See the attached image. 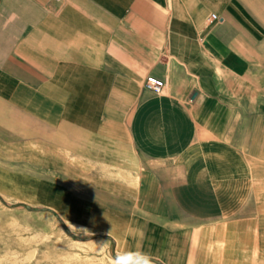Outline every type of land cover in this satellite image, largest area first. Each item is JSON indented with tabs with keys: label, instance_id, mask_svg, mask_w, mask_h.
<instances>
[{
	"label": "crops",
	"instance_id": "crops-1",
	"mask_svg": "<svg viewBox=\"0 0 264 264\" xmlns=\"http://www.w3.org/2000/svg\"><path fill=\"white\" fill-rule=\"evenodd\" d=\"M15 177L117 253L264 264V0H0Z\"/></svg>",
	"mask_w": 264,
	"mask_h": 264
},
{
	"label": "rangeland",
	"instance_id": "rangeland-1",
	"mask_svg": "<svg viewBox=\"0 0 264 264\" xmlns=\"http://www.w3.org/2000/svg\"><path fill=\"white\" fill-rule=\"evenodd\" d=\"M0 184V264H113V243L39 200L30 177Z\"/></svg>",
	"mask_w": 264,
	"mask_h": 264
},
{
	"label": "clouds",
	"instance_id": "clouds-1",
	"mask_svg": "<svg viewBox=\"0 0 264 264\" xmlns=\"http://www.w3.org/2000/svg\"><path fill=\"white\" fill-rule=\"evenodd\" d=\"M113 264H152V261L145 253L126 252L116 256Z\"/></svg>",
	"mask_w": 264,
	"mask_h": 264
},
{
	"label": "built area",
	"instance_id": "built-area-1",
	"mask_svg": "<svg viewBox=\"0 0 264 264\" xmlns=\"http://www.w3.org/2000/svg\"><path fill=\"white\" fill-rule=\"evenodd\" d=\"M214 19H218L217 13L211 14L210 20H214ZM145 84L149 89H152L156 93H161L164 88L165 81L157 76L150 75L147 77Z\"/></svg>",
	"mask_w": 264,
	"mask_h": 264
}]
</instances>
